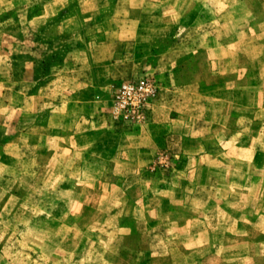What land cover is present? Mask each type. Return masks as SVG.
Segmentation results:
<instances>
[{
	"label": "crops",
	"instance_id": "crops-1",
	"mask_svg": "<svg viewBox=\"0 0 264 264\" xmlns=\"http://www.w3.org/2000/svg\"><path fill=\"white\" fill-rule=\"evenodd\" d=\"M87 1L23 0V137L37 136L36 146L51 149L59 167L81 170V178L69 184L101 185V199L118 195L134 208L133 186L145 187L139 195L143 210L136 207L146 223L156 216L174 224L184 216L178 229L185 231L186 259L214 247L255 246V240L243 237L264 233V192H244L264 185V132L254 135L260 143L253 144L251 134L230 127L231 121L248 119L234 114L236 106L264 110V17L252 15L249 0H112L104 9L101 0ZM168 8H176L173 18H165ZM62 10L67 16L61 21ZM60 23L77 28L69 38L81 42L68 45L62 58L48 42L63 38L47 34ZM242 42H254L259 54L239 49ZM47 57L52 64L41 78ZM142 70L159 81L161 90L149 105L144 128L117 130L104 115L110 88ZM161 153L169 156L171 167L179 163L183 169L178 180L159 181L143 172L157 168ZM225 187L233 197L238 193L230 192L233 188L243 191L238 201L259 202L253 219L229 194L223 198ZM220 210L235 218L236 232L212 245L209 236L219 226L214 218ZM193 223L200 227L191 229ZM156 226L150 224L149 230ZM237 235L244 241L233 242Z\"/></svg>",
	"mask_w": 264,
	"mask_h": 264
},
{
	"label": "rangeland",
	"instance_id": "rangeland-1",
	"mask_svg": "<svg viewBox=\"0 0 264 264\" xmlns=\"http://www.w3.org/2000/svg\"><path fill=\"white\" fill-rule=\"evenodd\" d=\"M40 1L46 3L51 0ZM74 1L77 5L78 2L83 4L87 0ZM111 1L101 0L102 9L109 7ZM11 2L13 1L0 0V264H188L186 260L190 262L194 259L196 263L194 261L191 264H264V233L260 234L258 231L243 237L255 240V246L225 251L214 247L198 257L186 259L187 250L181 246V234H185V231L178 229L179 225L185 223L184 216H178L172 224L167 218L154 215L146 223L142 215H138L136 207L139 206L140 212L143 210L145 202L139 199V195L141 196V190L145 187L133 186L138 190L131 192L138 202L134 205L135 209L131 202L118 200V195H114L109 201L101 199V185L69 184V180L81 178V170L68 169L63 165L59 167V159L53 158L51 149L47 151L46 147V151H41L36 146V140H39L37 136L28 139L23 137V66L26 65L23 58V18L26 13L23 10V0ZM248 4L255 18L264 17V0H249ZM63 11L58 17L61 21L68 12ZM175 11L176 8L166 9L165 18H173ZM77 14L83 18L81 9H78ZM240 14L243 16L241 12ZM72 28L71 25L60 23L56 29L47 31V34L57 32L63 38L58 42H48L56 47L54 52L61 58L68 45L78 46L81 43L80 40L72 41L69 38L77 30ZM254 45V42H242L239 43V49L249 48V55H257L259 51ZM47 48L44 45V53ZM8 52L11 55L6 54ZM51 64L52 58L47 57L39 71L41 78L49 71ZM140 76L151 78L158 85V93L161 90L159 81L147 70L114 84L110 88L104 115L118 127L117 130L133 132L146 125L147 119L144 124L133 126L114 121L110 114L116 87ZM258 107L252 105L250 109L244 110L241 106H236L234 114L237 117L247 116L248 119L231 121L230 127L231 130L251 134L253 144L260 143L254 135L257 136L259 131L264 132V110ZM178 166L179 163L171 167L169 156L161 153L157 156V168L152 166L150 170L143 172L148 171L147 176L154 175L159 181L168 177L177 179L183 170ZM237 172H240L239 169ZM193 174V170H189L188 175ZM141 175L140 170L138 176ZM252 188H246L244 193L252 191L255 194L259 189L264 192V185L257 184ZM230 192L243 191L235 187ZM220 193L226 198L229 190L225 187ZM238 193L234 197L229 194L228 199L237 204L236 208L241 212L249 211L251 215L248 220L253 219V211L259 209V202L254 198L245 203L238 201ZM217 212L220 215L214 220H218L219 226L214 227L215 231L209 234L212 245L236 232L235 218L226 216L223 210ZM208 222L207 225L213 224V217ZM153 223L157 224L156 228L149 230V225ZM198 224H191V229L200 227ZM234 237L233 242L244 241L240 235ZM244 255L249 258L245 263ZM230 260H235V263H230Z\"/></svg>",
	"mask_w": 264,
	"mask_h": 264
},
{
	"label": "built area",
	"instance_id": "built-area-1",
	"mask_svg": "<svg viewBox=\"0 0 264 264\" xmlns=\"http://www.w3.org/2000/svg\"><path fill=\"white\" fill-rule=\"evenodd\" d=\"M157 93L158 85L147 76L120 83L113 93L112 119L133 126L144 124L149 105Z\"/></svg>",
	"mask_w": 264,
	"mask_h": 264
}]
</instances>
